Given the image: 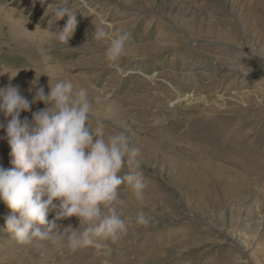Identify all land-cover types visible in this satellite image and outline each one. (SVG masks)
Wrapping results in <instances>:
<instances>
[{"label":"rangeland","instance_id":"1","mask_svg":"<svg viewBox=\"0 0 264 264\" xmlns=\"http://www.w3.org/2000/svg\"><path fill=\"white\" fill-rule=\"evenodd\" d=\"M57 7L76 15L66 45L58 37L69 18L57 21ZM95 27L130 34L116 63L106 59L110 40L93 41ZM261 56L264 0H0V88L18 86L31 101L39 87L48 94L49 83L70 81L87 90L88 123L102 122L105 137L123 132L137 148L153 137L182 155L175 168L163 151L151 161L140 151L144 201L120 186L129 230L100 249L18 244L0 200V264H264V167L246 168L264 153ZM10 119L0 112L5 169ZM140 211L148 225L135 223ZM58 223L79 227L75 216Z\"/></svg>","mask_w":264,"mask_h":264},{"label":"clouds","instance_id":"2","mask_svg":"<svg viewBox=\"0 0 264 264\" xmlns=\"http://www.w3.org/2000/svg\"><path fill=\"white\" fill-rule=\"evenodd\" d=\"M54 15L57 21L65 15L69 18L58 37L66 45L76 15L66 7H57ZM129 35L118 32L109 37L103 28L95 27L93 41L110 40L106 59L116 63ZM49 87L48 94L39 87L31 101L18 86L0 88V112L11 118L6 134L13 165L0 167V200L11 210L5 230L21 245L48 241L72 253L89 246L106 247L129 230V218L121 210L120 186L125 184L138 202L144 201L140 150L125 133L105 137L102 122L95 128L88 123L92 109L86 89L74 92L70 81L49 83ZM40 101L45 107L32 113L31 120H21V112L31 111L32 104ZM49 213H55L52 220ZM73 216L79 219V227L69 225L61 231L58 221ZM135 223L148 225L149 217L140 211Z\"/></svg>","mask_w":264,"mask_h":264},{"label":"bare ground","instance_id":"3","mask_svg":"<svg viewBox=\"0 0 264 264\" xmlns=\"http://www.w3.org/2000/svg\"><path fill=\"white\" fill-rule=\"evenodd\" d=\"M3 87H4V85H3ZM186 104H188V102ZM139 148H140L141 154H143V156H142L143 159L148 158L149 161H151V160L157 158L158 155H160V151H163L162 152V155H163V159L166 161L165 162L166 164L169 163L170 166L172 165L175 168L178 165H181V161L178 158H175L176 157L175 155H179V156H182V155L181 154H178V152H176L175 150H173L170 145H166V144H164L162 142H158L153 137L152 138L146 137V136L145 137H141L140 138V142H139ZM168 153L170 155L174 156V160L173 161H171V158L168 160ZM251 165H254V166H257V167L258 166L264 167V153H263V155H261V154L260 155H257L252 160H250L249 161V164L246 166V168H248ZM258 176H260V175H258ZM250 182L251 183L244 182V181L238 182L236 184V185H238V188L237 189H242V188L244 189V187L251 188L253 181H250ZM207 185H208V182L207 181L198 180V182H197V186H199L200 188H206ZM153 254H155V253H153Z\"/></svg>","mask_w":264,"mask_h":264}]
</instances>
